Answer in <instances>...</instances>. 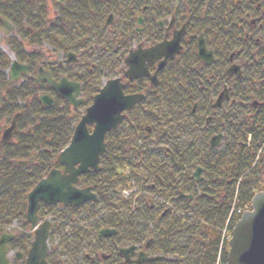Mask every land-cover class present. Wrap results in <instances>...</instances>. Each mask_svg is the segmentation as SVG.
<instances>
[{
    "label": "trees",
    "instance_id": "1",
    "mask_svg": "<svg viewBox=\"0 0 264 264\" xmlns=\"http://www.w3.org/2000/svg\"><path fill=\"white\" fill-rule=\"evenodd\" d=\"M195 1L200 2L197 8L205 13L201 30L217 31L221 43H226L225 34L232 24L245 25L256 15L264 16V0ZM6 9L4 0H0V16ZM261 22L264 23V18ZM235 33L237 40L239 33ZM243 46L242 41L236 45ZM12 51L20 62L19 51ZM9 64L10 59L0 51L1 110L5 115L21 110L24 124L30 125L32 132L16 144L5 145L1 151L0 236L5 226L13 222L28 229L26 197L49 171L60 168L57 156L69 144L77 121L76 113L62 107L61 103L51 108L42 107L37 101V90L29 88L32 83L15 85L9 81L4 73ZM258 70L259 83L248 85L244 80L235 83L232 116L225 127L226 140L214 150H210L206 139L202 138L201 122L190 115L193 90L184 78L167 76L168 79L150 93L154 96V118L150 125L155 140L136 124H122L106 136V151L99 172L91 171L80 178V187L96 191L97 201L79 208L69 206L61 212L57 206H40L39 219L53 217L48 263L66 264L68 254L78 257L100 228L117 225L121 243L153 240L152 251L163 255L159 264H216L221 230L229 219L232 204L243 208L263 189L264 60ZM129 89L135 90V87L129 86ZM87 97L91 99L90 92ZM237 97L242 99L241 103ZM249 98L257 99L254 101L260 106L252 108L251 103L243 106ZM19 101L24 104L20 106ZM173 122L178 125L173 126ZM149 141H159V145L173 141L170 143L173 151L166 148L165 159L164 155L155 153ZM195 143L198 154L196 148L190 150ZM177 145L183 146L176 148ZM34 155L36 159L31 165H14ZM195 165V169L201 168L204 174L196 183L189 171ZM126 170L128 175H124ZM132 179L140 184L139 192L172 202L173 210L179 213L164 208L157 201L151 209V197H144L141 202L136 200L135 193L123 198L121 192L133 186ZM184 184L196 187V191L186 194ZM188 196L192 198L189 200ZM239 218L236 213L231 215L228 233ZM85 223H90L89 228L83 227ZM30 242V235L17 234L10 249L25 253ZM224 244L218 264H226L227 242ZM65 249L69 252L65 253Z\"/></svg>",
    "mask_w": 264,
    "mask_h": 264
},
{
    "label": "flooded vegetation",
    "instance_id": "2",
    "mask_svg": "<svg viewBox=\"0 0 264 264\" xmlns=\"http://www.w3.org/2000/svg\"><path fill=\"white\" fill-rule=\"evenodd\" d=\"M40 1L4 0L7 9L0 18L7 21L8 26L0 25V32L3 31L0 43L11 52L12 49L19 51L20 62L13 52L14 60L25 67L19 75V82L26 85L32 83L29 88L37 90V101L42 107L51 108L61 103L62 107H68L70 112L76 113L74 129L103 85L107 81L121 79L125 85V95H143L144 99L124 112V119L118 128L131 122L152 134L150 123L154 118V96L150 93L158 89L160 83L170 75L169 79L184 78L189 89L193 90L190 115L201 122L202 138L206 139L209 149L214 150L218 148L211 147L209 141L217 136H221L220 141L226 140L225 127L234 107L232 95L235 83L244 77L249 78L248 85L251 82L259 83L258 66L264 60V23L261 22L264 16L261 18V15H256L247 20L245 25L232 24L225 34L226 43H221L217 31L201 30L200 23L205 13L197 8L200 2L195 0H42L45 4L38 5L39 9H36ZM52 3H55V7ZM15 6L19 9L16 10ZM235 32L239 33L237 40ZM239 41L244 42L243 47H236ZM200 42L209 53L202 58L198 52ZM161 44L168 45V51L153 63L145 60L149 77L156 75V86H152L153 82L148 77L130 80L125 76L128 69L126 60L132 52L149 50ZM163 62L164 65L158 69ZM232 66L239 67L240 76L228 73ZM105 72L112 74L107 77L108 73ZM4 73L11 81V63ZM43 73L55 83L66 80L77 85L78 94L75 96V92H71L76 106L42 80L40 76ZM100 79L104 80L102 87L99 85ZM129 86H134L135 90L130 91ZM225 91L226 97L215 108L214 104ZM89 92L90 100L87 97ZM209 93L214 99L210 101L209 96L208 102L200 103V99ZM45 96L52 100L50 107H45L41 102V97ZM19 103L20 106L24 104L21 101ZM226 103L231 108L227 111V118L218 116L216 113ZM259 106L260 103L256 101L251 102L252 108ZM14 119L15 129L8 144L18 143L31 134L32 128L24 124L25 117L21 110L5 115L0 107V141ZM212 124H216L215 130L211 128ZM88 130L91 132V125ZM3 147L0 148V156ZM35 159L36 155L23 162L31 165ZM93 192L97 196L96 191ZM155 204V200L150 201V208ZM57 207L63 210L69 205ZM101 231H108V235L100 237ZM119 234L117 225L100 228L96 242L103 246L93 244L95 250L83 254L81 262L77 263L159 264L162 261L163 255L152 251L153 240L140 244L121 243ZM131 247H134L132 252L129 251ZM21 254L26 256V253ZM48 257L49 253L47 261ZM12 260L11 264H23V257L17 258L20 261Z\"/></svg>",
    "mask_w": 264,
    "mask_h": 264
},
{
    "label": "water",
    "instance_id": "3",
    "mask_svg": "<svg viewBox=\"0 0 264 264\" xmlns=\"http://www.w3.org/2000/svg\"><path fill=\"white\" fill-rule=\"evenodd\" d=\"M0 25L8 26V23L0 19ZM168 47L166 44H161L149 50L139 49L132 52L126 60L128 69L125 76L130 80L148 77L153 82L152 86H156V75L149 77L145 60H148V63H153L160 55L162 56L168 51ZM198 52L201 58L203 55L209 54L201 42ZM163 65L164 62L159 65L158 69ZM24 69L25 67L16 61L12 62L10 73L12 80H18ZM228 73L241 75L237 66L230 67ZM40 78L61 97L68 99L71 104L76 106L71 92L74 91L75 96L78 94L77 85L70 84L66 80L55 83L45 73L41 74ZM124 88L125 85L121 79L107 81L99 93L94 96L91 106L76 125L69 145L58 155L57 162L62 170L50 171L27 195L26 221L30 225V229L34 230V238L24 264H48L46 260L47 241L51 224L50 222L38 223L37 213L41 203L47 206L61 204L79 207L85 203L96 201V196L92 193L91 188L79 189L77 184L79 177L87 174L90 170L99 171L100 159L106 148V135L118 128L124 119L123 114L126 110L132 109L135 104L144 99L143 95H125ZM225 97L226 91L219 96L214 107H219ZM41 102L45 106L52 105V100L47 96L41 97ZM89 125H92L91 132L88 130ZM14 129L15 119L10 127L3 132L0 147L8 142ZM220 138L221 136L214 137L212 141H209L210 146L218 147ZM26 164V162L18 163V165ZM200 171L198 168L194 173L195 180H199ZM250 206L251 210L244 212L232 228L231 238L228 241L226 264H264V179L263 190L252 197ZM111 234L113 233L111 232ZM107 235L108 231L100 232V237ZM13 237L10 234H3L0 237V264H9V260L6 258L9 252L7 244ZM133 250L134 247L129 249L131 252ZM18 257L22 258L23 256L17 255ZM143 260L150 261L145 258Z\"/></svg>",
    "mask_w": 264,
    "mask_h": 264
},
{
    "label": "rangeland",
    "instance_id": "4",
    "mask_svg": "<svg viewBox=\"0 0 264 264\" xmlns=\"http://www.w3.org/2000/svg\"><path fill=\"white\" fill-rule=\"evenodd\" d=\"M45 3H44V1H40L39 2V4L37 3V7H36V9H39V6L40 5H44ZM39 5V6H38ZM52 5L55 7V3H52ZM32 11H34L33 9H32ZM50 13H51V10H50ZM3 37V31H1L0 32V39ZM2 40V39H1ZM0 51L5 55V56H7L11 61H13L14 59V54H13V52H11L7 47H6V45H4V44H2V43H0ZM108 73V74H107ZM104 74H107V77H110V75L112 74L111 72H105ZM102 80V81H101ZM242 80H244V82L245 81H247V80H249V78H246V77H244ZM96 83V82H95ZM99 82H97V84H98ZM103 83H104V80L103 79H100V87H102V85H103ZM214 89H216L215 87H214ZM211 90V89H210ZM214 91V90H213ZM209 96H210V98H209ZM235 96H233L232 95V98H234ZM210 99V101H212L213 99H214V96L212 97V95H211V93H209V95H207V97H204V98H202V99H200V103H202V104H205L206 102H208L209 101V99ZM238 98V97H237ZM254 100H257V99H255V98H249L248 99V102L247 101H245L244 103H243V106L245 105V106H247V105H249L252 101H254ZM242 102V99H240V98H238V103H241ZM247 102V103H246ZM226 106L225 107H223L220 111H218L216 114L218 115V116H224V117H226L227 118V115H228V112L227 111H230L231 110V108H229V104H225ZM232 110L230 111V113H229V115L230 116H232ZM223 117V118H224ZM128 124V123H127ZM127 124H126V126H127ZM178 124L177 123H175V122H173V126H177ZM216 125V124H215ZM214 124H212L211 125V128L213 129V130H215L216 129V126H215ZM169 130H171V129H169ZM151 136H152V139L153 140H155V136H154V133L153 134H151ZM157 142H159V141H149V144H150V146L151 147H154V150H155V153L156 154H158V155H160V156H163L164 155V158L166 159V157H165V149L166 148H168V149H170L171 151H173V149H171V147H170V143H172L173 141H164L163 143H167L166 145H164V144H162V145H159V144H157ZM17 143V142H16ZM15 143V144H16ZM249 143V142H248ZM178 146H180V147H182L183 145H177V147L176 148H178ZM194 148H196L197 149V151H196V154H198V145L195 143L194 145H192V146H190V150H194ZM179 149H181V148H179ZM263 164H264V162H263ZM197 165H195L193 168H191V169H189V171H190V174H192V173H194V171H195V167H196ZM129 174V171L128 170H126V171H124V175H128ZM142 176V175H141ZM201 177H203L204 176V174L203 173H201V175H200ZM132 184H133V186L131 187V188H126V189H124V190H122V192H121V195H124V197H127L129 194H137V196H134L135 198H136V200L138 201V199H139V202H141L142 200H144V197L145 196H143L141 193L142 192H139V188H140V186H138V185H140L139 183H135L134 181H133V179H132ZM184 188L186 189V194H188V193H193V191H196V187H193L192 185H185L184 184ZM125 192V193H124ZM123 197V198H124ZM161 203H163V202H161ZM173 203L172 202H168V205L170 206V205H172ZM162 205H164V204H161V206ZM168 205H166V207L168 206ZM165 206V205H164ZM240 210H241V207L240 208H238V207H236L235 205L233 206V204H232V207H231V209H230V214L229 215H232V214H234V213H240ZM59 212H61V209L60 210H58ZM122 212V211H121ZM122 213H124V212H122ZM60 222H63V221H60ZM18 225H20L19 223H18ZM89 226H90V223H85L84 225H83V227H86V228H89ZM94 235H96V234H94ZM228 235V233L225 231L224 232V229H222L221 230V244H220V246H219V255H218V257H217V261H216V264H218L219 263V259H220V255H221V251H223V249L225 248L224 247V242H225V237ZM93 244H95L96 246H98V247H100V246H103V245H101L100 243H99V245L97 244V242H96V237H95V239L92 241V243L90 244V247H86V248H84L82 251H81V254H80V256L79 257H77V258H72L71 256H72V254L70 255V254H68V256L66 257L67 259L65 260L66 261V264H73L74 262L75 263H77L78 261H80L81 262V260H82V256H83V254H85V253H90V251H94L95 249V247H94V245ZM227 250H228V244H227ZM65 253H68L69 252V250L67 249H65V250H63ZM103 253H107L106 251H103ZM63 261H64V259H62ZM78 264V263H77Z\"/></svg>",
    "mask_w": 264,
    "mask_h": 264
}]
</instances>
